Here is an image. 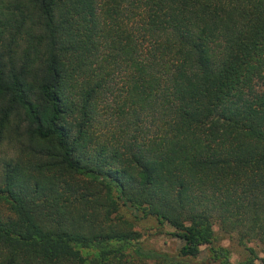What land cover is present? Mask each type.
Listing matches in <instances>:
<instances>
[{"label": "trees", "instance_id": "1", "mask_svg": "<svg viewBox=\"0 0 264 264\" xmlns=\"http://www.w3.org/2000/svg\"><path fill=\"white\" fill-rule=\"evenodd\" d=\"M2 143L0 264H234L215 224L252 264L264 0H0Z\"/></svg>", "mask_w": 264, "mask_h": 264}, {"label": "rangeland", "instance_id": "2", "mask_svg": "<svg viewBox=\"0 0 264 264\" xmlns=\"http://www.w3.org/2000/svg\"><path fill=\"white\" fill-rule=\"evenodd\" d=\"M12 156H14V150H12V148H10L7 143H2L0 145V161L4 158L6 159ZM120 213L123 215L124 218H130V213L128 211L122 210ZM133 223V229L139 233V241L143 245L150 246L155 249L166 251L172 254H176L178 252L182 241L177 237L169 234L173 231V228L169 225L160 226L153 218H146L139 221H133ZM214 231L216 236V243L229 249V258L232 263L248 264L247 262L249 261V259L254 257V254L249 253V251L247 250V246L239 245L234 240V238H231V236L222 233L217 224L214 225ZM247 245L254 248L258 257L257 259H254V262L252 264H260L258 259L264 254L260 245L252 242L248 243ZM206 249L207 248L205 247L202 248V254L200 255V258L204 257ZM132 264L152 263L132 262Z\"/></svg>", "mask_w": 264, "mask_h": 264}]
</instances>
